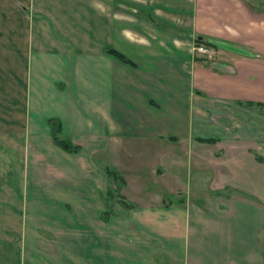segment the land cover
Here are the masks:
<instances>
[{
    "label": "crops",
    "instance_id": "1",
    "mask_svg": "<svg viewBox=\"0 0 264 264\" xmlns=\"http://www.w3.org/2000/svg\"><path fill=\"white\" fill-rule=\"evenodd\" d=\"M3 161L0 264H264V0H0Z\"/></svg>",
    "mask_w": 264,
    "mask_h": 264
},
{
    "label": "trees",
    "instance_id": "2",
    "mask_svg": "<svg viewBox=\"0 0 264 264\" xmlns=\"http://www.w3.org/2000/svg\"><path fill=\"white\" fill-rule=\"evenodd\" d=\"M196 41L198 44L206 43V44H208L214 48L216 47L215 44H212L211 42H209L203 38H200V37L196 38ZM107 53L111 54L113 56H116L117 58H119L120 60H122L124 62L133 64V62L130 59H128L125 55H123L122 53H120L119 51H117L115 49H109V50H107ZM48 122H49L50 127H51L52 139H53L54 143L63 147L64 149H66L69 152H77L80 150V146L78 144H74L72 142V140L70 139V137H68V136L63 137L64 135L62 133V121L59 118L52 117L48 120ZM202 140L206 141V142H210V143L216 142V139H214V138H206V139H202ZM106 170H107L108 175L110 176L111 185L113 183V185L110 187L109 192L113 193L112 192L113 186H114V190L120 191L122 185L125 184L124 178L122 177V175H120L112 167H106Z\"/></svg>",
    "mask_w": 264,
    "mask_h": 264
},
{
    "label": "rangeland",
    "instance_id": "3",
    "mask_svg": "<svg viewBox=\"0 0 264 264\" xmlns=\"http://www.w3.org/2000/svg\"><path fill=\"white\" fill-rule=\"evenodd\" d=\"M190 44H191V51L193 52V54L194 55H198V56H203L204 58H206L207 59V61L209 60L210 62H215V61H217L219 58H220V54L216 51V49L213 47V48H211V50H210V52H208V53H200V52H197L194 48L198 45V43H197V41H196V38H192V39H190ZM235 115H237L236 113H234ZM63 136V135H62ZM63 137H65V135L63 136ZM145 151V150H144ZM149 151H145V152H142L146 157H147V153H148ZM42 161V160H41ZM42 165L45 163L44 161H42V162H40ZM3 168H5L6 170L7 169H9L10 167H9V163L7 164V162H1V164H0ZM30 165H32V162H26L25 163V169H26V172H27V169H28V166L30 167ZM36 170H37V168H36ZM37 175V172H36V174H34V175H32V173H31V171H30V178L31 177H34V176H36ZM36 178H38V176H36ZM16 182L19 184V186H20V183L21 182H24V185H22L21 187H22V189H24V191H29V189H28V183H27V177L22 181L19 177H17L16 178ZM117 183V182H116ZM112 185H113V183H112ZM111 185V186H112ZM18 186V187H19ZM44 187L47 189V191H54L55 189H53L54 188V182H53V184L52 183H47V184H44ZM33 189H35V190H37V187L36 188H33ZM131 189H133V188H131ZM153 191H154V189H152ZM31 191V190H30ZM118 192L119 190H114V186H113V190H112V192Z\"/></svg>",
    "mask_w": 264,
    "mask_h": 264
},
{
    "label": "built area",
    "instance_id": "4",
    "mask_svg": "<svg viewBox=\"0 0 264 264\" xmlns=\"http://www.w3.org/2000/svg\"><path fill=\"white\" fill-rule=\"evenodd\" d=\"M211 48H213L212 46L206 44V43H201V44H198L194 49L197 51V52H200V53H208L210 52Z\"/></svg>",
    "mask_w": 264,
    "mask_h": 264
}]
</instances>
